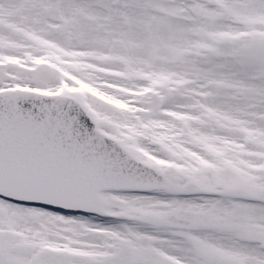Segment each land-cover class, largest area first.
Segmentation results:
<instances>
[{
    "label": "snow or ice",
    "instance_id": "6c2138e0",
    "mask_svg": "<svg viewBox=\"0 0 264 264\" xmlns=\"http://www.w3.org/2000/svg\"><path fill=\"white\" fill-rule=\"evenodd\" d=\"M0 264H264V0H0Z\"/></svg>",
    "mask_w": 264,
    "mask_h": 264
}]
</instances>
